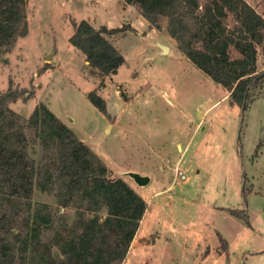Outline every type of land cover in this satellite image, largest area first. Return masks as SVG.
I'll use <instances>...</instances> for the list:
<instances>
[{"label": "rangeland", "instance_id": "1", "mask_svg": "<svg viewBox=\"0 0 264 264\" xmlns=\"http://www.w3.org/2000/svg\"><path fill=\"white\" fill-rule=\"evenodd\" d=\"M247 1L264 11V0ZM26 11L27 33L0 61V92L10 81L25 91L9 103L24 117L46 104L112 177L146 199L121 264H264V97L244 112L231 104L226 89L178 50L164 22L150 28L122 0H26ZM81 19L96 28L134 25L107 35L124 57L115 73L101 75L70 44L72 21ZM157 42L171 51L162 53ZM256 67L264 69L261 48ZM94 89L106 112L88 100ZM174 165L186 179L174 177ZM126 171L150 182L139 186ZM33 200L54 204L38 189ZM227 208L245 209L248 222Z\"/></svg>", "mask_w": 264, "mask_h": 264}, {"label": "trees", "instance_id": "2", "mask_svg": "<svg viewBox=\"0 0 264 264\" xmlns=\"http://www.w3.org/2000/svg\"><path fill=\"white\" fill-rule=\"evenodd\" d=\"M122 1L150 28L164 22L178 50L226 89L231 104L244 112L249 102L264 97V69L256 67L258 49L264 53V11L247 0ZM72 25L70 44L101 75L115 73L124 57L107 35L132 27L96 28L86 19ZM27 29L26 0H0V61ZM9 84L0 92V264H121L145 199L123 178L112 177L105 162L46 104L37 103L28 117L10 108L25 91ZM87 98L106 112L95 89ZM35 189L52 195L54 204L34 201ZM227 211L248 222L245 209Z\"/></svg>", "mask_w": 264, "mask_h": 264}, {"label": "water", "instance_id": "3", "mask_svg": "<svg viewBox=\"0 0 264 264\" xmlns=\"http://www.w3.org/2000/svg\"><path fill=\"white\" fill-rule=\"evenodd\" d=\"M157 46L161 49L162 53H167L169 51V47L167 45L157 42ZM123 174L132 178V180L139 186H144L148 184L150 180L148 175H143L136 171H126Z\"/></svg>", "mask_w": 264, "mask_h": 264}, {"label": "built area", "instance_id": "4", "mask_svg": "<svg viewBox=\"0 0 264 264\" xmlns=\"http://www.w3.org/2000/svg\"><path fill=\"white\" fill-rule=\"evenodd\" d=\"M173 173H174L175 178H179V179H186L187 178V176L183 173V171L179 168L178 165H174Z\"/></svg>", "mask_w": 264, "mask_h": 264}, {"label": "crops", "instance_id": "5", "mask_svg": "<svg viewBox=\"0 0 264 264\" xmlns=\"http://www.w3.org/2000/svg\"><path fill=\"white\" fill-rule=\"evenodd\" d=\"M130 6H131V5H130ZM130 25H131L132 27H134V25H133L132 23H130ZM172 40H173V39H172ZM170 51H171V47H169V52H170ZM177 145L179 146V143H177ZM149 182H150V180H149ZM149 182H148V183H149ZM145 200H146V199H145ZM143 216H144V214H143ZM142 219H143V217H142ZM142 219H141V220H142ZM140 226H141V223L139 224V226H138V228H137V231L135 232V235H134L133 239L137 236L138 230H140ZM143 226H146V224L144 223ZM141 232H142V231H141ZM133 239H132V241H133ZM132 241H131V242H132ZM128 250H129V249H128ZM127 253H129V252L127 251ZM127 253H126V254H127ZM124 260H125V259H124ZM124 260H123V261H124Z\"/></svg>", "mask_w": 264, "mask_h": 264}]
</instances>
